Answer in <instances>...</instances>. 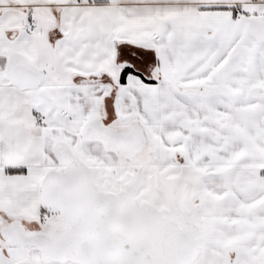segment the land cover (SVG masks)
<instances>
[{
    "label": "snow or ice",
    "instance_id": "obj_1",
    "mask_svg": "<svg viewBox=\"0 0 264 264\" xmlns=\"http://www.w3.org/2000/svg\"><path fill=\"white\" fill-rule=\"evenodd\" d=\"M0 264H264V0H0Z\"/></svg>",
    "mask_w": 264,
    "mask_h": 264
}]
</instances>
